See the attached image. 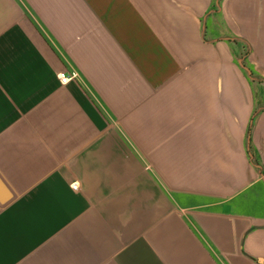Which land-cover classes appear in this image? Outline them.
<instances>
[{
    "label": "crops",
    "instance_id": "0c3cea01",
    "mask_svg": "<svg viewBox=\"0 0 264 264\" xmlns=\"http://www.w3.org/2000/svg\"><path fill=\"white\" fill-rule=\"evenodd\" d=\"M0 175V264H264V0H0Z\"/></svg>",
    "mask_w": 264,
    "mask_h": 264
},
{
    "label": "water",
    "instance_id": "95a60500",
    "mask_svg": "<svg viewBox=\"0 0 264 264\" xmlns=\"http://www.w3.org/2000/svg\"><path fill=\"white\" fill-rule=\"evenodd\" d=\"M248 71L251 73L250 70ZM11 199H12V193L0 175V204L6 205L11 201Z\"/></svg>",
    "mask_w": 264,
    "mask_h": 264
},
{
    "label": "built area",
    "instance_id": "2783aa9c",
    "mask_svg": "<svg viewBox=\"0 0 264 264\" xmlns=\"http://www.w3.org/2000/svg\"><path fill=\"white\" fill-rule=\"evenodd\" d=\"M71 78L70 77H66L65 75H61V81L63 82V83H66L67 81H69ZM75 188H76V186H75Z\"/></svg>",
    "mask_w": 264,
    "mask_h": 264
}]
</instances>
